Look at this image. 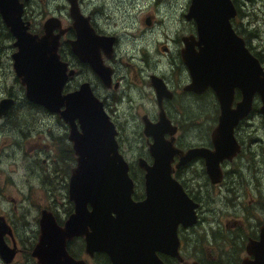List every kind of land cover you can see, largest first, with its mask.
<instances>
[{
  "label": "flooded vegetation",
  "instance_id": "1",
  "mask_svg": "<svg viewBox=\"0 0 264 264\" xmlns=\"http://www.w3.org/2000/svg\"><path fill=\"white\" fill-rule=\"evenodd\" d=\"M20 2L24 4L21 12V23H23L27 32L40 37L50 35L51 39L55 41L57 61L65 76L63 85L61 84L60 87L61 94L73 93L81 89L83 85L89 84L92 93L103 103L104 110L114 123L117 131L116 139L119 144V152L129 164V176L133 182L131 194L133 201L140 202L146 198L147 171L142 167L141 161H146L150 165L154 162L151 150L154 137L147 135L145 132L147 124H157L162 117L165 118L166 116L168 130L164 133L163 138L170 145L172 142L175 149L184 153L191 149L215 150L213 133L218 126L222 112L220 98L212 86L206 87L201 92L190 88L193 78L183 56L184 48L191 47L198 51L201 46L198 22L194 17L189 16L192 0L187 1L186 7L180 14V28L177 29L176 37H171V0H58L56 14H51L39 27L33 25L32 22L31 9L35 0H20ZM232 3L237 9V15L231 19L232 26L236 33L245 39L246 47L251 53L260 59L255 52L254 45L236 29L241 10L235 0H232ZM51 19L54 20V24L49 25V27L52 26V31L47 33L45 26ZM0 22L10 36L12 48L14 49L13 59V54L19 50L16 45L17 39L11 28L2 19L1 14ZM83 42L89 44L84 51L89 56L91 55L93 61L101 66L105 74L110 73V83H105L101 77V70L95 69L90 63V58L81 54L80 47H82ZM178 67L181 76L177 75ZM17 77L21 82L20 77L18 75ZM7 95L16 97L11 92ZM242 97V90L235 87L232 107H236ZM207 98L212 102L210 109L218 113L216 118H213L214 121L216 120V124L211 126L210 132L206 134L204 139L199 141L188 139L182 142L181 124L173 118L172 111L182 112L184 119L189 122L187 112L190 107L195 111L194 113L201 112L202 108L197 102ZM120 107H123V111L142 112L141 118H138L140 129L137 132V146L144 147L145 154L137 152L134 161H130L126 157L125 150L120 144L121 126L131 122L129 118L120 115ZM65 108L66 106L63 105L60 110L63 111ZM12 109L13 106L0 119L9 115ZM45 109L48 111L49 117L54 118L58 124L54 129H51V125L47 124L46 129L48 131L45 130V133L50 132L49 141H37L32 138L35 137V133L41 131L33 130L31 133L26 134L28 136L32 135V137L16 140L12 143L13 146L4 150L2 159L13 157L18 160L17 166L23 169V176L12 177L10 181L15 190L19 191L17 193L19 197L23 196L24 200L29 199L33 191L40 190L45 185L48 196L55 204L59 200L62 201L66 216L64 218L60 217L51 206H42L40 218L36 216L33 220L39 222V229L34 235V225L29 224L28 220L25 221L27 214L24 218L18 212L15 215H0V221L5 224L3 240L15 252V257L10 263L5 262L0 255L3 264H13L22 250L19 247V240L16 235L19 232L15 220L13 225L9 218L19 217L22 220L19 222L20 231L25 236L29 235V238L26 237L29 243L27 248L39 264L33 253L39 243L41 220L44 213L52 215L60 226H64L75 212V202L70 198V183L73 170L78 162L74 144L70 139L71 126L65 121L60 112H51L47 108ZM254 112L255 95L248 113L240 118L234 126L235 150L219 160V167L222 170V179L219 182H212L207 172L204 156H196L191 161L178 166L180 154L173 155L170 174L172 167L173 179L199 206L196 209L198 215L197 225L189 227L179 225L178 253L172 255V257L171 255L168 256L166 258L167 264H193L194 262L199 264H242L244 259L248 257L247 246L249 240L259 239L264 219L259 222L247 223L235 218L232 224L225 223V226L221 227V230L227 232L230 230L236 231L233 236H216L214 234L216 228L204 229L206 227L204 226L202 229L206 234L203 233L201 236V233L200 237L193 239L194 243H190L192 231L196 230V226L208 222L209 219L208 207L203 200L204 198L196 192V180L190 179L188 174L193 171L197 161H201L205 166L203 172L206 180L200 177L198 181L200 186L210 185L212 188L217 187L221 193H235V195H230L231 198L240 200L243 196L236 192L233 183L228 180L229 174L234 172L231 171V168L234 165H241L239 171H244L253 162L264 161V137L259 136L256 140L258 142L256 144L257 148L254 145L256 149H251L252 143H255V138L251 136L254 135L255 122L250 121L254 116ZM200 121L194 118L190 120L193 123H199ZM75 122L77 125L80 123L78 118ZM39 137L44 138L43 133ZM41 144H45L50 148L46 156L50 157L51 162L42 159L43 151L41 152L39 148ZM55 150L59 151V155L54 152ZM23 158L30 161L24 163L22 162ZM46 163L48 169L42 173L39 167L44 166ZM258 169L255 177L259 179L262 175L261 172L264 170L263 165L260 164ZM5 170L9 171L6 168ZM263 187L261 185L260 189L263 190ZM262 193H264V190ZM11 202H13V198H11ZM38 209L39 207H37ZM89 209H92L90 204ZM10 213L12 214V212ZM234 213L239 214L238 212ZM210 239L212 241L208 244L207 240ZM23 244L26 245L25 242ZM65 248L72 258L77 261L83 260L86 264H94V262L95 264L112 263L109 254L104 251L91 253L87 249L86 237L83 235L67 239ZM158 255L161 258L166 254L158 252Z\"/></svg>",
  "mask_w": 264,
  "mask_h": 264
},
{
  "label": "water",
  "instance_id": "2",
  "mask_svg": "<svg viewBox=\"0 0 264 264\" xmlns=\"http://www.w3.org/2000/svg\"><path fill=\"white\" fill-rule=\"evenodd\" d=\"M23 7L20 0H0V14L19 48L13 54L14 68L26 87L27 98L51 112H60L70 124V139L78 162L70 183L75 212L64 226L44 213L34 256L39 264H86L72 258L65 248L67 239L83 235L87 249L91 253H108L111 264H163L158 252L178 253L179 225L189 227L198 223L199 204L173 179L172 167L170 174L173 155L180 154L178 166L204 156L207 172L212 182L217 183L222 179L219 160L235 150L234 126L248 113L256 93L261 96L260 110L264 114V67L232 26L236 7L232 0H192L189 16L198 22L201 46L198 51L191 47L183 49L193 78L190 88L201 92L212 86L221 101L222 112L213 133L215 150L191 149L184 153L175 149L172 142L170 145L163 138L168 130L166 116L157 124H147L145 132L154 137L151 145L154 162L150 165L141 161L147 173L146 198L140 202L131 197L129 164L119 152L117 131L103 103L89 84L73 93L61 94L65 76L57 61L55 41L50 35L40 37L27 32L21 23ZM53 24V19L48 21L47 33L52 31L49 25ZM88 46V42H83L81 54L89 57L92 66L101 70L103 81L110 83V73L105 74L84 51ZM235 87L242 90L243 97L232 107ZM63 105L66 108L61 111ZM12 106V99L1 100L0 117ZM77 118L79 125L75 122ZM4 231L5 224L0 221V255L10 263L15 252L5 244ZM247 251L253 258H245L242 264H264V225L260 239L249 240Z\"/></svg>",
  "mask_w": 264,
  "mask_h": 264
},
{
  "label": "rangeland",
  "instance_id": "3",
  "mask_svg": "<svg viewBox=\"0 0 264 264\" xmlns=\"http://www.w3.org/2000/svg\"><path fill=\"white\" fill-rule=\"evenodd\" d=\"M187 1L188 0H171V37H176L178 33L177 29L180 28L179 23L181 21L180 14L186 7ZM235 1L238 3L241 10L236 29L243 33L246 38L249 39V42L254 45L255 52L258 53L264 66V0ZM57 2L58 0H35V2L32 3L33 10L31 9L33 25L37 27L42 26L46 18L51 14H56ZM252 29L255 30L257 36L250 35ZM13 51L14 49L12 48L10 36L0 22V101L6 98L9 92H13L17 96L19 102L14 110L15 112L12 109L9 115L0 119V215H15L18 212L24 218L27 214L28 216L25 218V221L28 220L29 224L34 225L35 235V232L39 229V222L33 220L36 216L40 218L42 206H51L57 211L60 217L64 218L66 213L63 203L59 200L55 204L48 196L46 186H42L40 190L33 191L29 199L24 200L23 196L19 197L17 195L19 191L15 190V187L11 185L10 181L12 177L17 178L18 176H23V169L17 166L18 160L13 157L2 159V154L4 150L13 146L12 143L14 141L32 137V135L28 136L26 134L31 133L33 130L41 131L35 133V137L32 138L37 141H49L48 137L50 132H47V134L45 133L48 131L46 129L47 124L51 125V129L57 127L58 124L54 118L49 117L48 111L44 107L37 104L31 107L23 102V99L26 97V91L25 86L21 84L14 70L12 59ZM177 75H180L179 67ZM200 105L202 108L201 112L194 113L195 111L190 107L187 112L189 122L184 119L182 112L174 110L171 113L173 118L181 124L180 135L182 142L188 139H190V141L204 139L206 134L210 132L211 126L216 124V120L214 121L213 118H216L218 113L210 109L212 107L211 100L207 98L201 101ZM260 106V99L256 97L254 116L250 119V121L255 122L254 135H251L255 138V143H252L251 149L257 148L256 144L258 142L256 140L259 136L264 137V115L260 111ZM120 109V115L131 120L130 123L121 126L120 144L125 150L124 154L126 157L130 161H134L137 152L145 154V148L137 146V132L140 129L138 118H141L142 112L123 111V107H120ZM192 118L201 121L199 123L190 122ZM41 133H43L44 138L39 137ZM254 145L256 148H254ZM39 148L41 152L43 151L42 159L51 162L50 157L46 156L50 148L45 144H41ZM54 152L59 155L58 150ZM29 161L30 160L26 158L22 159L24 163ZM260 164L264 167V161L262 160L253 162V164L246 167L244 171H239L241 165H234L233 168H231V171L234 172L229 174L228 180L233 183L236 192L243 196L240 200H233L230 195H235V193H221L217 187L212 188L210 185L200 186L198 182L200 177L206 180L203 172L205 166L201 161H197V164L193 168V171L188 174V177L196 180V192L201 194L202 198H204L203 200L208 207L209 221L196 226V230L192 231L190 243H194L193 239L197 238L202 232L205 233L202 229L204 226H206L204 229L210 227L216 228L214 232L216 236L224 235V237H231L236 231L230 230L227 232L221 230V227H224L225 223L232 224L235 218H239L242 222L247 223L259 222L264 219V193H262L264 187L263 190L260 189L261 185L264 186V170L261 172L262 175L259 179L255 177ZM5 168L9 171H6ZM47 169V163L39 167L42 173L47 171ZM11 198H13V202H11ZM37 207H39L38 210ZM10 212H12V214ZM234 212H238L239 214L237 215ZM9 220L13 225L15 220L19 232V234L16 233V235L19 240V247L22 249L13 264H38L27 248L29 243L26 237L29 238V235L25 236L20 231L19 222L22 220L19 217L9 218ZM207 233L209 234V232ZM211 241L212 239L207 241V243L210 244ZM23 242H25L26 245H24ZM203 242L205 241L203 240ZM0 264H3L1 259Z\"/></svg>",
  "mask_w": 264,
  "mask_h": 264
},
{
  "label": "bare ground",
  "instance_id": "4",
  "mask_svg": "<svg viewBox=\"0 0 264 264\" xmlns=\"http://www.w3.org/2000/svg\"><path fill=\"white\" fill-rule=\"evenodd\" d=\"M252 30H254V29H252ZM246 32H247V30H246ZM251 32V31H250ZM255 32V31H254ZM248 33V32H247ZM253 33V32H252ZM243 34V33H242ZM4 39V38H3ZM249 40V39H248ZM258 54V53H257ZM10 89V88H9ZM13 90V89H12ZM11 93H13V92H11ZM17 94V93H16ZM16 96V95H15ZM19 97V96H18ZM3 99H12L13 100V111H14V109L16 108V106H17V104L19 103L18 102V98H17V96L16 97H12V96H9V95H7V97L6 98H3ZM2 99V100H3ZM25 99L28 101V102H30V103H32V104H34V105H36L34 102H32L31 100H29L27 97H25ZM23 105V104H22ZM26 106V105H25ZM31 107H34L33 105H30ZM15 112V111H14ZM17 112V111H16ZM15 116V115H14ZM249 131V130H248ZM134 136V135H133ZM243 136V135H242ZM130 140V139H129ZM259 141V140H258ZM264 146V145H263ZM142 151V150H141ZM250 162V161H249ZM141 169V168H140ZM35 173V172H34ZM33 173V174H34ZM33 177V176H32ZM31 178V177H30ZM39 178V177H38ZM36 179H37V177H36ZM33 180V179H32ZM41 182V181H40ZM44 182V181H43ZM46 183V182H45ZM45 186V185H44ZM47 188V187H46ZM215 209V208H214ZM30 212V211H29ZM193 235H195V234H193ZM203 235V232H202V234H201V236ZM200 237V236H199ZM204 237H205V235H204ZM199 240H200V238H199ZM203 241V240H202ZM208 241V240H207ZM187 242V241H186ZM200 242V241H199ZM199 246V245H198ZM170 257V255H164V256H162L161 257V261H162V263L163 264H167V257ZM171 257H172V255H171ZM168 262H169V260H168ZM171 263V262H170Z\"/></svg>",
  "mask_w": 264,
  "mask_h": 264
},
{
  "label": "trees",
  "instance_id": "5",
  "mask_svg": "<svg viewBox=\"0 0 264 264\" xmlns=\"http://www.w3.org/2000/svg\"><path fill=\"white\" fill-rule=\"evenodd\" d=\"M254 31H255V30H252V31L250 32V35H252V36H257V34H256ZM252 32H253V33H252ZM23 102L26 103V104H28V105H33V106H35L34 104L28 102L25 98L23 99ZM197 104L201 107L200 102H197ZM14 110H15V109H14Z\"/></svg>",
  "mask_w": 264,
  "mask_h": 264
}]
</instances>
